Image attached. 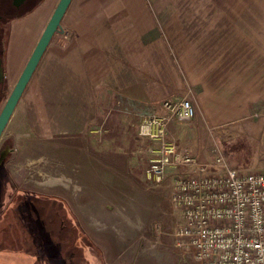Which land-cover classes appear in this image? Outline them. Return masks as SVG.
Returning a JSON list of instances; mask_svg holds the SVG:
<instances>
[{"label":"crops","instance_id":"crops-1","mask_svg":"<svg viewBox=\"0 0 264 264\" xmlns=\"http://www.w3.org/2000/svg\"><path fill=\"white\" fill-rule=\"evenodd\" d=\"M46 6L40 1L27 23L13 24L11 75L25 66L49 20ZM61 22L69 37L50 41L24 90L31 85L23 116L35 135L83 134L103 92L158 115L164 100L184 97L194 119L172 121L166 132L179 147L186 136L198 153L208 134L226 128L264 154V0H71ZM142 139L149 160L157 142ZM250 171H264V160ZM176 173L143 183L170 198Z\"/></svg>","mask_w":264,"mask_h":264},{"label":"rangeland","instance_id":"rangeland-1","mask_svg":"<svg viewBox=\"0 0 264 264\" xmlns=\"http://www.w3.org/2000/svg\"><path fill=\"white\" fill-rule=\"evenodd\" d=\"M58 1L46 0L49 18ZM30 14L5 27L6 75L1 106L24 68L11 75L6 65L11 29L16 22L19 26L27 23ZM62 30H67L69 37L63 22ZM63 37L62 32H57L51 43L57 39L61 43L65 41ZM24 93L0 137V207L19 194L26 201L40 198L42 205H53L60 214L59 224L63 233L66 231L62 236L71 230L79 235L78 248L68 257L72 251L70 239L63 237V242L58 244L61 246L52 247L50 241L46 242V236L40 235L32 237L28 249L21 230L33 235L23 219L28 211L24 206H15L17 223L10 221L12 224L0 232V264H30V255L37 264H181L176 252L169 248L168 193L148 189L143 183L146 177L136 176L142 172L145 175L149 164L146 143L139 135L140 124L158 111L145 112L138 105L103 92L97 116L83 134L41 137L29 130L23 116L31 98V85ZM228 133L225 128L215 135L208 134L198 145V153L189 151L186 136L180 139L181 147H178L207 159L221 152L226 163L240 172H248L264 160L257 142ZM16 233L21 243L20 249L14 252L2 237L4 234L16 236Z\"/></svg>","mask_w":264,"mask_h":264},{"label":"built area","instance_id":"built-area-1","mask_svg":"<svg viewBox=\"0 0 264 264\" xmlns=\"http://www.w3.org/2000/svg\"><path fill=\"white\" fill-rule=\"evenodd\" d=\"M60 30L66 39L68 31ZM162 108L163 115L141 122L139 135L157 142L150 149L147 180L160 183L167 170L177 171L171 183L169 248L181 264H264V171L235 170L221 152L206 162L180 150L167 127L192 121L194 107L182 97L164 100Z\"/></svg>","mask_w":264,"mask_h":264},{"label":"flooded vegetation","instance_id":"flooded-vegetation-1","mask_svg":"<svg viewBox=\"0 0 264 264\" xmlns=\"http://www.w3.org/2000/svg\"><path fill=\"white\" fill-rule=\"evenodd\" d=\"M5 2H7L8 4ZM33 3L34 0H24V2L19 6H15L13 4V0H0V103H1V93L3 91V87L5 84V75H6L4 70V57H3L4 53L6 52L5 42H4L5 27L10 23H12L17 18L26 15L31 10ZM2 107L3 105L2 106L0 105V111ZM0 193H1V188H0ZM39 200L34 198H28V201H26L20 197V194L19 196L18 195L12 196V198L8 201L5 207L3 208L0 207V226L2 224V227H0V232L4 231L7 227H9L12 224L10 223V221L14 220L15 223H17L18 213L15 212V208L18 206H24L25 209L28 211V213L23 219L27 221V224L30 227L29 230L33 232V235H31L30 233H25L26 231L23 230V228H21V230L24 231L22 235L24 236V238H26L23 243L28 242L27 245L28 249H30L32 237L34 236H40V235L46 236V242L50 241V245L52 247L58 245L59 243H62L63 237H67V239H70V242L72 243L71 246L72 251L68 252L69 253L68 257H70L71 254L77 251L76 249L78 248L79 235L77 234L74 235L75 234L74 230H71L67 236H62V235H66V231L63 233V227H61L59 224V221L61 220L59 217L60 214H58V212L53 208L54 207L53 205L52 206H48L44 204L42 205L41 202H39ZM5 222H8V224H6ZM15 232H17L16 229ZM17 237H18L17 233L16 236L12 235V237L11 236L9 237V235L4 234V236L2 237L3 239L6 238V240L4 239L3 242L6 244L7 247L8 246H10V248L12 247L14 249V252L15 249L18 248L20 249L19 242L21 243V240H17ZM8 240H10V242ZM39 240H37V242H39ZM40 241L43 243L42 240ZM61 245L62 244L56 247H59ZM29 257L32 261V262L30 261L31 262L30 264H37V262L31 255Z\"/></svg>","mask_w":264,"mask_h":264},{"label":"water","instance_id":"water-1","mask_svg":"<svg viewBox=\"0 0 264 264\" xmlns=\"http://www.w3.org/2000/svg\"><path fill=\"white\" fill-rule=\"evenodd\" d=\"M23 2L24 0H13V4L15 6H19ZM70 3L71 0L58 1L14 87L3 104V107L0 111V136L4 131L19 99L21 98L52 37L60 30L61 20Z\"/></svg>","mask_w":264,"mask_h":264},{"label":"trees","instance_id":"trees-1","mask_svg":"<svg viewBox=\"0 0 264 264\" xmlns=\"http://www.w3.org/2000/svg\"><path fill=\"white\" fill-rule=\"evenodd\" d=\"M40 1H42V0H34V3H33V6H32V8H34V7H36L37 6V4L40 2ZM31 8V9H32ZM29 13V12H28ZM18 17V16H17ZM0 227H2V224H1V226Z\"/></svg>","mask_w":264,"mask_h":264}]
</instances>
